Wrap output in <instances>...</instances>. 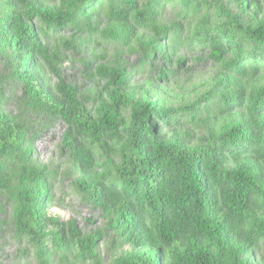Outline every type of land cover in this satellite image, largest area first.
Masks as SVG:
<instances>
[{
  "label": "trees",
  "instance_id": "obj_1",
  "mask_svg": "<svg viewBox=\"0 0 264 264\" xmlns=\"http://www.w3.org/2000/svg\"><path fill=\"white\" fill-rule=\"evenodd\" d=\"M206 1L184 0L183 5L201 9ZM236 1L246 10H258L259 0ZM8 2L20 12L2 22L0 54H15L14 75L31 106L64 121V143L87 178L97 176L103 157L121 156L117 179L102 177L89 188L92 202L111 218L113 231L134 250L117 264H251L245 257L264 243V83L256 82L264 72V20L256 18L247 27L234 21L212 27L209 22L187 43L172 39L166 26L155 28L144 44L145 60L168 62L182 48L200 52L220 69L212 97L165 107L133 86L124 69L101 67L98 75L105 86L92 116L62 78L56 92L47 85L37 60L56 70L44 38L80 16L88 19L87 13H97L100 5L135 38L137 29L153 27L158 0L145 6L139 0H61L57 7L42 0ZM34 21L45 36L31 25ZM213 117L226 119L227 129L201 147L189 146L180 129ZM22 147L23 127L0 114V155L26 156ZM26 176L14 190L17 233L34 242L39 258L50 257L49 243L58 252L79 250L83 262L95 261V239L43 215L50 198L45 171Z\"/></svg>",
  "mask_w": 264,
  "mask_h": 264
},
{
  "label": "rangeland",
  "instance_id": "obj_2",
  "mask_svg": "<svg viewBox=\"0 0 264 264\" xmlns=\"http://www.w3.org/2000/svg\"><path fill=\"white\" fill-rule=\"evenodd\" d=\"M42 1L51 7L61 3V0ZM139 1L145 6L149 0ZM183 2L158 0L153 27L137 29L135 38L129 36L123 23L111 18L107 8L96 6L97 13L92 15L85 10L84 13L90 14L88 19L79 15L63 31L50 35V39L44 38L56 71L43 60H37V68L54 92L60 78L73 87L78 100L92 116L100 106L105 86V80L98 75L101 67L124 69L133 86H141L152 101L165 107L177 109L201 103V99L212 97L220 76L219 66L189 48L180 49L176 58L168 62L162 61L161 57L154 62L146 61L144 44L154 37L155 28L158 30L163 26L168 27L172 39L187 43L209 22L212 27L231 21L238 27L255 25L256 18L264 20V1L259 0L258 10L252 11L236 0H207L201 9H187ZM19 12L16 3L0 0V27L5 19ZM31 25L40 36H45L38 21ZM14 55L10 51L0 54V114L9 116L23 127L22 152L25 151L26 156L16 154L4 159L0 155V264H117L134 250L113 231L111 218L92 202L89 188L96 186L102 177L111 181L117 179L116 169L122 163L121 156L103 157L97 176L87 178L64 143L67 131L64 121L31 106L23 84L14 75L16 59L11 61ZM256 82L264 83V72L256 77ZM123 115L128 120L129 110ZM174 121L175 116H172L170 122ZM227 127L226 119L213 117L198 125H186L179 133L189 146L196 148L204 145L210 136L222 134ZM36 170L45 171L49 177L50 198L42 209L43 215L71 223L81 237L95 239V261L83 262L79 250L58 252L49 243L46 246L50 257L39 258L34 242L17 233L14 190L24 175L29 177ZM51 236L54 238L55 232H51ZM245 260L251 264H264V243L252 250Z\"/></svg>",
  "mask_w": 264,
  "mask_h": 264
}]
</instances>
